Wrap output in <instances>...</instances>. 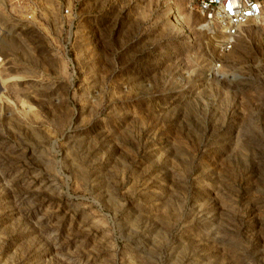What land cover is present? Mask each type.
Returning a JSON list of instances; mask_svg holds the SVG:
<instances>
[{"label":"rangeland","instance_id":"374dc122","mask_svg":"<svg viewBox=\"0 0 264 264\" xmlns=\"http://www.w3.org/2000/svg\"><path fill=\"white\" fill-rule=\"evenodd\" d=\"M201 21L0 0V264H264V20Z\"/></svg>","mask_w":264,"mask_h":264},{"label":"built area","instance_id":"2783aa9c","mask_svg":"<svg viewBox=\"0 0 264 264\" xmlns=\"http://www.w3.org/2000/svg\"><path fill=\"white\" fill-rule=\"evenodd\" d=\"M186 5L202 18L199 30L219 34L221 51L232 48L245 26L264 20V0H186Z\"/></svg>","mask_w":264,"mask_h":264}]
</instances>
